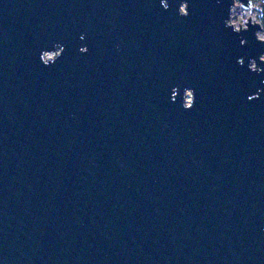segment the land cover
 <instances>
[{"label":"water","instance_id":"95a60500","mask_svg":"<svg viewBox=\"0 0 264 264\" xmlns=\"http://www.w3.org/2000/svg\"><path fill=\"white\" fill-rule=\"evenodd\" d=\"M165 2L0 0V264H264V43Z\"/></svg>","mask_w":264,"mask_h":264},{"label":"clouds","instance_id":"9594fccd","mask_svg":"<svg viewBox=\"0 0 264 264\" xmlns=\"http://www.w3.org/2000/svg\"><path fill=\"white\" fill-rule=\"evenodd\" d=\"M162 6L165 10H168L170 5L162 0ZM178 14L182 17L189 16V4L187 0H182L178 7ZM225 28L231 29L234 33L240 34L246 32L250 27H255L257 30L254 35L259 43H264V0H231L228 9V15L223 21ZM80 39H84L81 35ZM245 41L241 40V44ZM65 51L63 45H54L53 49L42 50L39 56L40 61L44 66H50L54 64ZM79 51L81 53H86L88 51L86 46L80 47ZM238 64L244 65L243 58L238 59ZM248 69L254 73L260 74L264 73V54H261L256 58H251L248 63ZM264 83V80L261 81ZM260 91L258 90L255 95L249 96V100H253L259 97ZM179 92V87L174 86L172 89V100L175 101L177 94ZM182 107L185 110H190L194 107L196 101V93L193 88L185 87L182 94Z\"/></svg>","mask_w":264,"mask_h":264}]
</instances>
